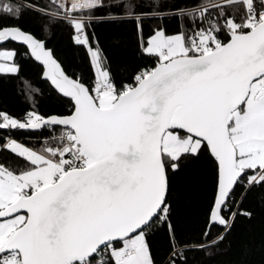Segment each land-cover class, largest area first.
<instances>
[{"label": "snow or ice", "instance_id": "1", "mask_svg": "<svg viewBox=\"0 0 264 264\" xmlns=\"http://www.w3.org/2000/svg\"><path fill=\"white\" fill-rule=\"evenodd\" d=\"M164 9L160 0H0V75L18 77V57L30 58L67 104L20 116L0 109V151L14 157L0 159V264H188L189 251L223 243L238 216L253 218L249 195L264 201V0ZM26 12L44 31L66 27L90 75L9 22ZM167 14L179 30L145 34L146 18ZM106 18L134 21L147 61L124 78L95 33ZM11 42L24 51L3 47ZM16 131L38 134L39 147ZM189 163L203 166L209 191L194 242L174 221L172 178Z\"/></svg>", "mask_w": 264, "mask_h": 264}, {"label": "trees", "instance_id": "2", "mask_svg": "<svg viewBox=\"0 0 264 264\" xmlns=\"http://www.w3.org/2000/svg\"><path fill=\"white\" fill-rule=\"evenodd\" d=\"M140 2L148 7L153 0H140ZM197 2L198 0H160V3L165 5L166 13H170L173 8L190 7ZM9 22L18 23L38 37L45 38L48 47L54 49L57 57L65 65L77 68L85 76L90 75L84 51L73 45L69 30L63 25L44 31L40 20L27 12L18 21ZM143 23L145 34H147L156 25L166 27L169 32L177 31L182 21L177 16L167 14L163 18L158 16L146 18ZM183 24L187 26V21H183ZM94 27L102 53L114 74L124 78L137 66L147 63L137 47L134 21L127 19L110 21L106 18L104 22L97 23ZM3 47L24 51L23 47L11 43ZM18 62L21 64L18 77L0 75V109L17 116L23 115L33 105L41 114L65 111L66 101L61 100L50 86L41 80V68L24 56H19ZM25 82H30L31 87L38 90L34 99L28 94ZM5 135L8 133L0 130V137ZM12 135L17 139L25 140L26 144L39 147L36 144L38 134L16 131ZM0 159H14V157L0 151ZM172 179L177 234L190 242L202 239L201 230L204 227L203 221L209 195L203 166L200 163H189ZM244 204L246 208L253 210V218L249 220L238 216L223 243L212 248L210 252L189 251L188 264H264V201L257 192L249 195ZM217 231L219 229H213V233ZM153 239L154 248H158L162 253V234ZM158 259H162V255H158Z\"/></svg>", "mask_w": 264, "mask_h": 264}, {"label": "water", "instance_id": "3", "mask_svg": "<svg viewBox=\"0 0 264 264\" xmlns=\"http://www.w3.org/2000/svg\"><path fill=\"white\" fill-rule=\"evenodd\" d=\"M11 44H14V45H17V46H20V47H23L22 45H20V44H17V43H15V42H11ZM6 45V44H5ZM4 46V45H3ZM24 48V47H23ZM32 60V59H31ZM33 62H35L37 65H38V62H36V61H34V60H32ZM39 66V65H38ZM40 68H41V66H39ZM40 78H41V76H40ZM41 80L43 81V79L41 78ZM44 82V81H43ZM48 84V83H47ZM49 85V84H48ZM51 88V87H50ZM54 91V90H53Z\"/></svg>", "mask_w": 264, "mask_h": 264}, {"label": "built area", "instance_id": "4", "mask_svg": "<svg viewBox=\"0 0 264 264\" xmlns=\"http://www.w3.org/2000/svg\"><path fill=\"white\" fill-rule=\"evenodd\" d=\"M19 140H21L22 142H24V143H25V140H22V139H19Z\"/></svg>", "mask_w": 264, "mask_h": 264}]
</instances>
